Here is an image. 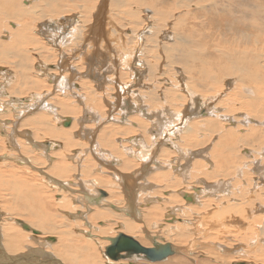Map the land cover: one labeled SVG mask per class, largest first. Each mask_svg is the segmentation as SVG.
Returning <instances> with one entry per match:
<instances>
[{"label": "bare ground", "instance_id": "1", "mask_svg": "<svg viewBox=\"0 0 264 264\" xmlns=\"http://www.w3.org/2000/svg\"><path fill=\"white\" fill-rule=\"evenodd\" d=\"M164 1L0 0V264H163L107 260L119 235L169 244L166 264H207L195 254L219 258L254 237L264 245V16H253L257 0ZM217 38L225 45L213 43L215 65L230 71L198 91L170 58L183 51L205 79L202 58ZM154 45L167 58L160 83L144 58ZM165 98L180 106L171 111L183 126L162 140L171 153L141 163L139 137L156 143L171 120ZM201 127L217 136L223 164L216 173L211 159L191 167L215 181L203 186L187 180L192 149L207 143ZM178 142L187 148L179 157ZM259 252L262 260L231 264H264Z\"/></svg>", "mask_w": 264, "mask_h": 264}, {"label": "rangeland", "instance_id": "2", "mask_svg": "<svg viewBox=\"0 0 264 264\" xmlns=\"http://www.w3.org/2000/svg\"><path fill=\"white\" fill-rule=\"evenodd\" d=\"M173 4H174V2L172 0L171 1L165 0L164 3H163V6H164L165 9H168V8H171V6ZM157 8H159V7H157ZM110 12H112V10ZM111 16L114 17V14L111 15ZM145 16H147L149 19L151 17L147 11H145V13H144L142 18H145ZM253 16L254 17L264 16V0H257L256 8L253 11ZM113 17H111V19L114 21ZM133 27L134 26H132L131 24L126 22V33L131 34L132 30L134 29ZM258 35H259V32H258L257 36ZM193 39L196 40L195 38H193ZM217 40H221L223 42L222 51L224 50V45H225L224 44V39L217 38V39H214V40H209L210 45H209L208 49L205 52V56L202 59L207 65H209V69L211 71H210V73L207 74L205 79L201 78V73L199 72L200 71L199 67L193 65V63H195V60L193 59V60L189 61L188 58L183 57V55H182L183 51H178L176 53H173V58L172 59L170 58V60H172L173 62H176V63H173V66L177 67L179 69H182L188 75V77H189V79L191 81V87L194 88V89H197L198 91H200V89L203 86V84H201V83H205L206 79L208 77H210L211 75H213V74L222 75V74H225V72L230 71V64L215 65L216 45H213V43L215 41H217ZM155 54L160 58V62L157 63V64H156L157 59L153 57ZM222 56H224V54H222ZM144 58L147 59L153 65V69L150 71V73H154L155 76H156V80L157 81L154 82V83H160L161 82L160 78H163V75H162V72H161L162 71V67H164V64L167 61V58L165 56L161 57V50L158 49L155 45L152 48H149L148 50L145 51ZM124 67H122V68H124ZM128 69L135 70V71H140L141 73L145 72V69H143L141 67L140 68L135 67V66H133V64H129V66L126 67V71ZM176 75H177V73L175 71H173L172 73H170L168 75H165V77L170 76L172 79H174V77ZM224 77L228 78L229 75H224ZM126 83H127V78H126ZM148 85H151V84L148 83ZM161 88H162V92L167 90L165 85H164V82L161 83ZM262 90L264 92V89H262ZM210 96L216 97L217 99H219L220 101H223L225 103V101H224L225 98H223L220 95H213L212 94ZM263 97H264V94H263ZM162 100L165 103H167L166 110L168 111V114L171 116V120H170V122H169V124L167 126H165V127H163L161 129V131H155V134L158 135V139H157L156 143L152 142L151 138L150 139H145L143 137H139L140 142L138 143V146H134L133 145L134 146L133 150H135L138 153H142V154L145 155V159L144 160H140L139 159L141 161V163L152 164L154 158L158 159L161 154L171 153L173 150L172 151H166V150L161 148L162 144H163L162 140H164V142H169V140H173L174 141V139H173V138H175L174 135L175 134L179 135L180 129L183 126V124H182V119L183 118L181 120L178 119L175 116V114L171 111V110L176 111L180 106H177L172 101V99H166L165 98V99H162ZM202 105H204V104L202 103ZM192 107H193V105H192ZM131 116L132 115H130L129 117H131ZM184 116L186 117V120H190V122L193 123V124H198L202 120V118H200V116H198L196 113H192V114H188V115L184 113ZM200 132H201L204 140L207 143H206V145L204 147H201V148H198V149H192L194 151L195 156L191 158L190 167H189V172L190 173H189V176H188L187 180L190 181V183L193 184V185L203 186L204 184L198 183V182L202 180V181H205L208 184H214L215 181L214 180L207 181V180H204L202 177H200V178L196 177L192 173L191 167L194 164H197V163H199L200 166L208 165L207 159H211L214 166L212 167V169L209 172H215L216 173L221 168H223V164H222L221 161H220V163H217V161L215 159V157H216L215 153L217 152V149H219V151H220L219 145H215V144L219 143V140L216 138L217 136L215 134H211L210 135L209 133L206 132L205 128H203V127H201V131ZM178 143H179V146L181 147V149L179 150V149L176 148V151H174V154H176V156L179 157L180 153L183 154V152H184L183 148L184 149H187V148H186L185 142H182V143L178 142ZM255 146H256V144H254V147ZM174 147H175V145H174ZM199 149L204 150V152L203 153L199 152ZM152 151H154V153ZM242 153L246 154L244 151H242ZM211 154H212V156H211ZM263 162H264V159H263ZM150 170H153V169H150ZM140 171H143V168ZM155 174H156L155 171L147 172L145 174V179L144 180H146L148 178L149 180L153 181V176L155 177ZM247 177H251V175L248 174ZM144 180L139 181V183H142L143 188H145ZM194 180H197V181L194 182ZM254 184H256V183H254ZM212 192L213 191H211L210 193H212ZM210 193L201 194V196L205 195L204 197L207 198V196ZM257 193H259V192L256 191V194ZM249 199L252 201V203L257 202L253 197H250ZM0 208H1V205H0ZM228 226H230V225H228ZM117 229H118L117 226L114 227L115 231ZM144 236H145V239L147 238L146 241H148L149 237H147V235H145V234H144ZM148 242L151 243L150 239H149ZM152 246H153V244H152ZM252 248H256L258 251L252 252L251 251ZM259 250H264V245L259 244L258 241H257V238L254 237L250 242L245 243V244L242 245V250H238L237 248L227 249V251L229 253H227L226 255H220L219 258L214 256V257H211V259H209L208 257H206L204 254H202L200 252H197L194 257H200V260L198 261L200 263L224 264V262L226 261L227 262L226 264H231L237 258H240L241 260L242 259H247V258H254V259H257V260H262V253L259 252ZM170 258L171 257L167 258L165 261L158 262V263L166 264V263H168L170 261ZM215 259H218L219 262H217ZM107 260L113 262L108 257H107ZM183 262L185 264H190V263H187L186 261H183ZM114 263H116V262H114ZM155 263H157V262H155Z\"/></svg>", "mask_w": 264, "mask_h": 264}, {"label": "water", "instance_id": "3", "mask_svg": "<svg viewBox=\"0 0 264 264\" xmlns=\"http://www.w3.org/2000/svg\"><path fill=\"white\" fill-rule=\"evenodd\" d=\"M152 243V248H146L128 236L119 235L115 239H110V246L106 248L105 255L113 261L143 255L147 261L161 262L174 254L169 244L165 246L158 245L156 240L153 239Z\"/></svg>", "mask_w": 264, "mask_h": 264}]
</instances>
